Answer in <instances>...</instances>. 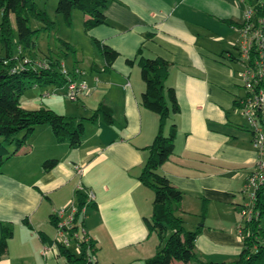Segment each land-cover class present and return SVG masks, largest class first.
<instances>
[{"label": "crops", "instance_id": "obj_1", "mask_svg": "<svg viewBox=\"0 0 264 264\" xmlns=\"http://www.w3.org/2000/svg\"><path fill=\"white\" fill-rule=\"evenodd\" d=\"M243 8L240 0L107 1L105 23L83 29L93 44L95 39L117 52L116 58L106 65L94 44L100 59L83 68L72 54L71 68L82 70L74 79L83 81L87 91L74 102L59 97L63 87L33 100L82 119L106 106L113 123L99 117L82 120L77 148L56 141L47 125H37L3 160L0 222L11 225L12 235L0 264H54L60 258L54 249L41 255L44 243L37 232L56 236L48 217L74 202L77 182L93 194L82 227L96 244V264H144L158 249L143 222L151 213L152 193L137 180L157 116L140 105L144 84L138 66L125 62L139 46L144 57L169 63L163 84L173 88L178 112L165 125L167 133L174 124L173 150L158 172L182 192L177 212L182 225L199 228L193 246L202 261L228 262L238 256L242 243L233 216L222 212L240 205L235 195L255 159L246 119L235 104L245 95L236 59ZM64 42L72 52L73 45ZM49 158L55 166L42 170L41 162ZM76 164L83 167L80 176L74 173Z\"/></svg>", "mask_w": 264, "mask_h": 264}, {"label": "trees", "instance_id": "obj_2", "mask_svg": "<svg viewBox=\"0 0 264 264\" xmlns=\"http://www.w3.org/2000/svg\"><path fill=\"white\" fill-rule=\"evenodd\" d=\"M108 0H57L55 11L60 13L67 23L70 13L77 10L86 15L82 25L86 30L105 23L104 10ZM30 18L39 20L43 25L31 29L28 26ZM52 21L47 19L44 10L37 8L34 0H0V138L2 142L14 143L12 151H8L0 142V165L8 156L13 154L37 125L45 124L51 130L56 141L67 142L71 148L80 144L83 127L82 120L95 121L98 117L106 124H112L110 109L97 106L86 118H75L58 114L50 108L40 106L24 109L19 105L18 96L27 86L49 85L55 88L64 87L67 79L59 71L58 60L50 58L39 59L47 62L46 68H37L30 59V51L35 46V35L40 30L52 28ZM106 65L116 58L117 52L105 44L93 39ZM66 48L70 46L63 41ZM71 48V47H70ZM129 65L135 63L139 68L140 78L144 84L140 94V105L155 113L157 116V130L151 142L145 146L146 157L137 175L138 182L150 188L153 193L151 213L143 218L148 233L155 232L161 240L156 252L144 261V264H264V185L256 189L250 205V216L243 219L239 228L242 246L238 256L228 262L202 261L193 246L199 228L186 230L177 212L180 209L182 192L172 186L169 181L158 172L160 165L165 162L173 150L174 124L165 134L164 128L171 114L178 112V106L172 87L164 86L169 63L158 56L144 57L141 47L136 49L132 59H126ZM13 70V71H11ZM238 105V103H235ZM249 129V128H248ZM20 133V137L17 134ZM251 133V131H250ZM56 160L49 158L41 162L42 170H49L55 166ZM76 211L73 215V226L76 230L82 226L85 207V194L74 191ZM238 207H235L238 211ZM205 213V206L200 209V218ZM49 223L56 228L57 218L50 214ZM23 223L28 225L23 219ZM168 230L167 235L165 231ZM41 242L52 243L54 240L37 232ZM237 234V231H236ZM12 235L9 223L0 222V256L5 253L7 240ZM87 243L79 242V253H73L70 248L56 244L57 256L67 264H96L86 259V252L96 251V244L90 237ZM89 254V253H88Z\"/></svg>", "mask_w": 264, "mask_h": 264}, {"label": "built area", "instance_id": "obj_3", "mask_svg": "<svg viewBox=\"0 0 264 264\" xmlns=\"http://www.w3.org/2000/svg\"><path fill=\"white\" fill-rule=\"evenodd\" d=\"M240 1L244 3V8L242 20L237 27L236 59L240 66L239 76L241 77V85L245 95L238 102V107L240 113L246 119L247 127L251 131L250 143L255 151V159L251 169L245 176L241 189V192L248 199V203L240 204L238 210L242 219H248L251 212L250 205L256 189L264 185V0ZM36 62L35 67L37 68L47 67V62L44 60ZM59 71L67 79L63 87V96L67 99L76 100L80 94L87 91L88 87L83 81L74 79L76 75L82 73V70L73 68L69 71L60 64ZM55 91L56 88L53 87L50 92L55 93ZM49 93L46 91L41 96H47ZM73 170L77 176H80L83 172V167L76 164L73 166ZM75 190L82 191L85 194L86 204L93 199L92 192L90 190L83 191L79 182L75 185ZM75 211L74 202L55 211L54 215L57 218L56 236L53 238L54 241L52 243L42 244L41 255H45L53 249L57 254V243L65 248L72 244L74 251L79 253L80 247L78 243H87L91 240L82 226H79L76 230H71ZM83 211L84 208H82ZM239 226L236 231L240 239L242 232ZM85 256L87 261H95L91 252H86Z\"/></svg>", "mask_w": 264, "mask_h": 264}, {"label": "rangeland", "instance_id": "obj_4", "mask_svg": "<svg viewBox=\"0 0 264 264\" xmlns=\"http://www.w3.org/2000/svg\"><path fill=\"white\" fill-rule=\"evenodd\" d=\"M37 8L42 9L45 11L47 19L52 21V28L50 29H44L38 31V33L35 35V46L30 51V59L37 64L36 61L39 59L44 58H50L52 60H58L60 64L63 65V67L66 70L71 71L74 67L71 68L73 65L72 62V54L75 58L78 59L79 63L78 66L87 68L90 61L97 62V60L100 59V55L96 51L94 44L92 40L89 38L88 35H86V32H84L83 25H82V15L77 10H72L70 13V22L67 23L63 16L60 13H57L55 11V6L57 3V0H34ZM42 23L34 18H30L28 21V26L31 29L40 28L42 27ZM63 41H68L70 44L73 45L74 50L71 52L69 49H66L63 45ZM0 55H2V52L0 51ZM71 68V69H70ZM53 87L49 85L45 86H27L24 88L21 92V94L18 96V102L19 105L24 109H33L40 107V104H36L33 100L34 97H37V99H41L43 97L51 96L54 93H51V89ZM62 88H57L56 91L60 92ZM50 92L47 96H41L44 92ZM58 97V96H57ZM60 98L64 99L67 102H74L75 100H69L65 96L60 95ZM61 100V99H60ZM48 126V125H47ZM166 134V131L164 132ZM18 137H20V133L17 134ZM0 142H2V139L0 138ZM2 144L5 146V148L8 151H12L14 148V143H6L2 142ZM149 191L152 190L150 188ZM153 197V193H152ZM236 202L239 204L248 203V199L246 198L245 194H243L241 191L237 192L235 195ZM230 213H224L222 212V215L226 216L232 215L233 216V227L240 225L243 222V219L241 217V213L239 210L233 209L231 206L228 208ZM214 215V213L212 214ZM229 219V217H227ZM185 228H190L188 222L184 223ZM52 232V229H51ZM168 230L165 231V234L167 235ZM153 234V237H155V240L157 241V245L161 244L164 237L161 238V240L158 238L157 234L155 232H151ZM54 235V234H53ZM55 238V237H54ZM70 250L73 253H76L74 251V247L72 244L68 246ZM50 255H52V252H50ZM54 264H67L61 257L57 259H53ZM75 264V263H71Z\"/></svg>", "mask_w": 264, "mask_h": 264}]
</instances>
